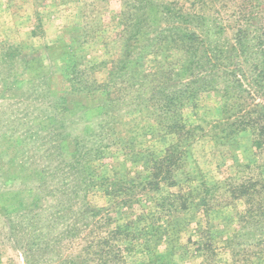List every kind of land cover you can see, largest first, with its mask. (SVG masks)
Listing matches in <instances>:
<instances>
[{
	"label": "rangeland",
	"instance_id": "obj_1",
	"mask_svg": "<svg viewBox=\"0 0 264 264\" xmlns=\"http://www.w3.org/2000/svg\"><path fill=\"white\" fill-rule=\"evenodd\" d=\"M245 2L215 8L232 23ZM168 3L214 12L204 0H0V264H264V137L221 141L225 99L194 102L191 69L162 76L167 61L146 42L167 27ZM250 3L241 15L264 28V0ZM197 20L211 48L234 43L237 25L216 37ZM250 56L232 59L241 79L262 57ZM167 86L187 93L174 107L200 129L167 182L147 187L179 140L156 109ZM242 185L235 198L229 188ZM177 195L185 208L169 203Z\"/></svg>",
	"mask_w": 264,
	"mask_h": 264
},
{
	"label": "trees",
	"instance_id": "obj_2",
	"mask_svg": "<svg viewBox=\"0 0 264 264\" xmlns=\"http://www.w3.org/2000/svg\"><path fill=\"white\" fill-rule=\"evenodd\" d=\"M208 4L209 10L214 11L212 15H209V18L198 14L194 15V18H198V25H202L204 21L210 20L211 24L209 26L210 31L217 36H221L225 30V27L234 28L238 26L237 31L234 33V43L229 45V47H224L223 50L216 48H211L214 46L209 42L202 34L198 33V30L193 26L194 18L190 12H186L183 7H176L178 12H174L173 4H163L162 21L168 19L169 22H166L167 27L160 23L161 31L158 32V35L152 39H149L147 44V51L149 53H155L157 57H163V62L160 60L158 64L161 74L167 75L169 72H172L175 69V66L178 65L182 69V73L187 74V70H193L191 82L197 83L198 86L194 88L193 92L188 94L189 97L195 102L200 97V94L205 91V93L214 92L222 96L225 100L218 108V115L223 118L221 121V131L219 139L225 141L230 138L235 132L253 129V133H256L257 137H264V28L255 27V22H252L247 16L241 15L243 11L244 4L250 3L252 0H246L242 4L241 9L238 10V14L232 16L234 19L232 23L229 20V15L225 18V15L221 14V10L215 8H224L230 0H204ZM260 3V0H257ZM219 3V4H217ZM259 7V6H258ZM128 18L133 19V15L128 13ZM216 18H215V16ZM164 16V17H163ZM169 17H172L171 19ZM161 22V20H158ZM248 22V23H247ZM142 23L144 21L142 20ZM244 23H247L246 28ZM135 35L133 34V37ZM222 39H219L217 42L221 43ZM227 42V40H225ZM164 43H166L164 46ZM218 46V44H216ZM173 49H176L181 53V59L178 61L168 60L173 54ZM255 49H258L261 58L258 59V64L253 67V72H250L249 75L247 72H243L242 79L240 75H236L235 68H230L231 65H234L235 62L232 60L233 57L239 58L240 56L247 55V59L251 57V53L256 52ZM129 54L132 56V50H129ZM235 54V55H234ZM251 60V59H250ZM165 61H167V67L165 66ZM249 62V60H246ZM251 62V61H250ZM176 63V64H175ZM247 63V62H246ZM173 64L174 67H171ZM249 64V63H248ZM250 66V64H249ZM252 66V64H251ZM160 70H158L160 72ZM243 71V70H241ZM256 72V73H255ZM142 74V78H154L158 77L159 74L156 72H138ZM176 75L182 78L183 74H179L177 71ZM171 79V78H169ZM166 85V84H165ZM159 86L164 88V86ZM167 91L162 92V102L158 103L156 109L165 110L168 113L169 117L167 131L173 132L178 136V142L169 150L166 151V156L159 161V164L152 169V174L150 179L146 180L147 187L152 186L154 183L160 185L164 180L169 179V175L164 176L163 171H174L176 168H179L183 164V160L189 154L190 144L189 141L195 136L199 127L187 128L181 121L179 111L174 107L176 102H179L180 97H186L187 93L175 91V88L171 89L167 86ZM200 89V90H195ZM196 91V92H195ZM201 92V93H200ZM154 93V92H153ZM200 93V94H199ZM181 95V96H180ZM261 97V102H257V98ZM161 101V100H160ZM182 105H180V108ZM226 119V120H225ZM176 167V168H175ZM166 169V170H164ZM145 183V182H144ZM245 186H231L229 192L233 193L235 198L246 197L245 195ZM231 193V194H232ZM172 197V196H170ZM168 196L163 198L162 205H165ZM169 203L176 207V202L180 204L182 208L187 206V201L185 197H180L177 195V198H168Z\"/></svg>",
	"mask_w": 264,
	"mask_h": 264
}]
</instances>
